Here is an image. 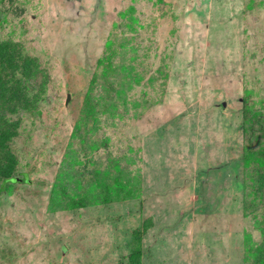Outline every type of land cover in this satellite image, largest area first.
<instances>
[{"label": "rangeland", "instance_id": "rangeland-1", "mask_svg": "<svg viewBox=\"0 0 264 264\" xmlns=\"http://www.w3.org/2000/svg\"><path fill=\"white\" fill-rule=\"evenodd\" d=\"M3 41L36 60L25 85L42 92L8 115L20 122L18 180L0 193V264H126L146 219L142 264L251 263L264 219V0H0ZM95 173L132 198L51 202L90 200Z\"/></svg>", "mask_w": 264, "mask_h": 264}, {"label": "trees", "instance_id": "trees-1", "mask_svg": "<svg viewBox=\"0 0 264 264\" xmlns=\"http://www.w3.org/2000/svg\"><path fill=\"white\" fill-rule=\"evenodd\" d=\"M19 46V44L12 41L0 43V193L7 191L9 188L5 184H16V182H13V180H16L13 175L18 165V159L11 150V143L19 135L20 122L19 120L10 121L8 115H16L21 110L27 112L30 109H34V102H36L42 92V89H40L32 98L29 96L25 83L36 75L38 71L37 64L34 58L22 55ZM109 62V59L99 61L100 65L104 63L108 65H105L104 69L110 67ZM91 92L87 93L84 100V112L86 115L93 111ZM33 99L34 102H32ZM75 128L77 129L78 127ZM252 156L253 154L249 150H245L243 154L244 166H247ZM107 176L106 173H95V178L92 182L94 185L88 189V192H93V197L90 200L87 199V196L68 197L64 204L60 203L58 205L57 194L54 192L51 196V202L56 208L73 211L90 206L122 202L132 198L133 190H131L132 187L130 185L123 184L120 178L116 177L114 179L115 184L112 187L106 182ZM25 180L22 182L25 183ZM256 183L257 190L262 192L264 190L263 174H258ZM60 194L66 196L65 188L61 189ZM51 211L53 212L54 209H51ZM259 225L262 242L257 246H251L248 241L246 245V259L251 261L250 264H264V219L259 222ZM152 227V220L146 219L139 228L132 232V248L126 264H142L143 251L141 241L146 232ZM246 237L249 240L247 235Z\"/></svg>", "mask_w": 264, "mask_h": 264}, {"label": "water", "instance_id": "water-1", "mask_svg": "<svg viewBox=\"0 0 264 264\" xmlns=\"http://www.w3.org/2000/svg\"><path fill=\"white\" fill-rule=\"evenodd\" d=\"M17 180H18V179L13 180V182H17ZM22 181H23V180H20V182H22ZM25 181H28V180L26 179Z\"/></svg>", "mask_w": 264, "mask_h": 264}, {"label": "bare ground", "instance_id": "bare-ground-1", "mask_svg": "<svg viewBox=\"0 0 264 264\" xmlns=\"http://www.w3.org/2000/svg\"><path fill=\"white\" fill-rule=\"evenodd\" d=\"M170 237V236H169Z\"/></svg>", "mask_w": 264, "mask_h": 264}]
</instances>
